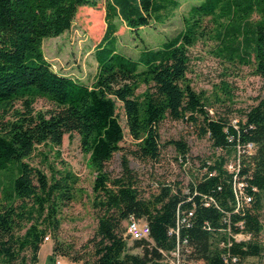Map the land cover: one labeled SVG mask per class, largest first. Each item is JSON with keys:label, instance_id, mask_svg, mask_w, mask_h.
I'll use <instances>...</instances> for the list:
<instances>
[{"label": "trees", "instance_id": "trees-1", "mask_svg": "<svg viewBox=\"0 0 264 264\" xmlns=\"http://www.w3.org/2000/svg\"><path fill=\"white\" fill-rule=\"evenodd\" d=\"M102 1L106 31L94 52V82L87 85L56 72L43 42L70 31L81 8L95 9ZM180 6V0H0L2 264H39L45 238L49 233L56 238L61 207L74 198V177L63 169L49 178L25 160L38 146L60 147L65 136L74 134L97 174L93 208L98 225L88 243V264H163L165 254L183 242L193 264H234L233 257L245 264L262 257L264 96L236 128L226 118L210 116L187 74L190 48L212 37L221 58L252 67L264 80V0H202L190 8L183 31L161 47L147 48L137 59L119 52L120 24L140 36V30L164 22L165 14ZM208 18L215 29L206 26ZM142 84L146 90L138 96ZM39 100L49 108L37 110ZM118 104L130 149L122 147L126 134ZM166 120L196 126L202 120L198 134L208 139L212 153L196 169L185 141L162 144L160 126ZM249 143L256 145L255 153L239 157L238 148ZM169 145L176 147L184 171L193 169L188 185L159 178L156 191L145 197L129 157L160 165L162 149ZM119 152H124L122 171L112 177L106 166ZM238 159L239 168L230 172L228 164ZM238 184H243L241 200ZM131 218L150 228V237L132 247L125 238ZM236 235L247 239L237 241ZM70 250L56 241L47 264H56L57 256L70 258Z\"/></svg>", "mask_w": 264, "mask_h": 264}, {"label": "rangeland", "instance_id": "rangeland-1", "mask_svg": "<svg viewBox=\"0 0 264 264\" xmlns=\"http://www.w3.org/2000/svg\"><path fill=\"white\" fill-rule=\"evenodd\" d=\"M202 0H180L181 6L165 14L162 23H153L151 27L140 30V36L130 31L124 24H120L117 33V47L122 54L137 59L147 49L159 48L167 40L174 38L184 29V18L188 16L190 8ZM209 29H215V24L206 20ZM106 31L105 2L98 8H81L76 16L70 31L57 38H48L43 42V51L53 69L61 75H66L77 81L91 85L94 82L98 64L94 52L104 37ZM190 65L187 78L194 90L201 94L207 104L211 117H223L231 123L243 121L245 111L257 104L258 99L264 96V80L256 76L250 66L230 64L218 55V44L212 37L199 41L190 48ZM146 90L141 85L137 94L141 96ZM39 111H45L49 104L39 100L36 105ZM118 116L125 129L124 149L133 146L132 139L126 128V118L118 104ZM10 119V116L7 117ZM199 125L186 121H164L160 126L162 144L170 141H185L190 149L192 168L196 169L202 159L212 153L210 142L198 134ZM124 152L116 153L107 164L106 169L112 177H117L122 171L121 159ZM178 152L174 145L162 149L160 165L140 162L129 157L130 166L136 172L140 190L145 197L153 194L154 183L160 179L177 181L188 185L193 169L187 173L180 166L176 157ZM32 167L41 170L49 178L54 171L69 170L74 177V198L67 205L62 206L59 212L60 229L56 233H49L50 241L45 242L39 254V264H47L53 247L58 241L66 249H71V257L57 256L56 262L61 264H88L90 255L89 241L94 237L98 221L93 208V185L96 171L90 162V155L83 152L80 138L77 134L65 136L60 147L51 144L38 146L34 154L25 160ZM4 180V179H3ZM5 181V180H4ZM2 194L0 191V199ZM264 206V201H263ZM261 221L264 225V207L261 212ZM125 223V227H126ZM264 245V228L260 237ZM130 247L134 241L127 238ZM140 253V249L132 250ZM84 259L76 262L73 257ZM0 264H2L0 259ZM245 264H264V253L260 258H251Z\"/></svg>", "mask_w": 264, "mask_h": 264}, {"label": "built area", "instance_id": "built-area-1", "mask_svg": "<svg viewBox=\"0 0 264 264\" xmlns=\"http://www.w3.org/2000/svg\"><path fill=\"white\" fill-rule=\"evenodd\" d=\"M234 127H238V121L234 122ZM256 151V145L254 143H249L244 147L238 148V156L240 157L243 154L247 155H253ZM240 160L232 161L228 164L227 168L230 172H236L239 168ZM243 184H238L236 196L239 200L242 198L243 195L242 192ZM245 202H250L249 198H244ZM150 237V228L148 224L142 221H137L134 218L129 219L126 225V233L125 238H129L132 241L136 240H142V239H148ZM235 240H244L247 239L244 235H236ZM50 241V237L47 236L45 238V242ZM191 254V249L187 246L186 242H183L182 244L178 245V247L170 252L165 254V259L163 260V264H193L189 261V255ZM232 263L237 264L238 258L233 257ZM56 264H61V261H57ZM75 264V263H71Z\"/></svg>", "mask_w": 264, "mask_h": 264}]
</instances>
